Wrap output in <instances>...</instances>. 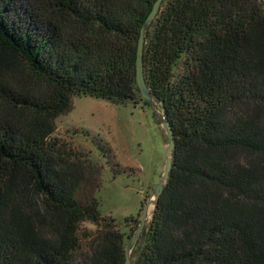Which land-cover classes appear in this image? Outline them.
I'll return each instance as SVG.
<instances>
[{
  "label": "trees",
  "instance_id": "obj_1",
  "mask_svg": "<svg viewBox=\"0 0 264 264\" xmlns=\"http://www.w3.org/2000/svg\"><path fill=\"white\" fill-rule=\"evenodd\" d=\"M156 1L0 0V264H125L141 222L81 206L90 155L54 135L76 97L150 107ZM143 67L175 149L131 264H264L263 0H164Z\"/></svg>",
  "mask_w": 264,
  "mask_h": 264
},
{
  "label": "rangeland",
  "instance_id": "obj_2",
  "mask_svg": "<svg viewBox=\"0 0 264 264\" xmlns=\"http://www.w3.org/2000/svg\"><path fill=\"white\" fill-rule=\"evenodd\" d=\"M180 73L179 68L176 74ZM156 115L162 118L156 103L153 108L142 103L115 106L76 97L72 111L56 120L54 136L67 143V150L90 155L91 163L76 162L83 170L77 202L87 207L98 200L101 216L114 219L123 232L126 219L141 222L144 207L164 172L169 140ZM81 230L94 238L101 229L86 222Z\"/></svg>",
  "mask_w": 264,
  "mask_h": 264
},
{
  "label": "water",
  "instance_id": "obj_3",
  "mask_svg": "<svg viewBox=\"0 0 264 264\" xmlns=\"http://www.w3.org/2000/svg\"><path fill=\"white\" fill-rule=\"evenodd\" d=\"M163 1L164 0H157L155 2L151 13L149 14L146 21L143 24V27L141 29V36H140L139 43H138L137 57H136V83H137V86L139 88L140 95H141L142 99L145 100L150 105V107L153 106L155 99H154V96L149 91V89L147 88L145 78H144V67H143L144 33H145L146 29L151 25V23L155 20ZM263 2H264V0H263ZM159 119H160L161 123L163 124V126L165 127L166 133L168 135V140H169L168 148H167V152H166V156H165V168H164V172H163L161 179L159 180L158 184L154 188L150 199L148 200L147 204L144 207V210L142 213V218H141V223H140L137 231L135 232L134 236L131 238V240H130L127 248H126L125 264H131L132 252H133L142 232L144 231V229L147 225V221L151 215V211L154 210L155 207L159 203L160 197L163 193L165 184L168 180L169 173H170L171 168H172V153L175 149V136H174L172 128H171L168 120L166 119V117H164L163 119L161 117H159Z\"/></svg>",
  "mask_w": 264,
  "mask_h": 264
}]
</instances>
